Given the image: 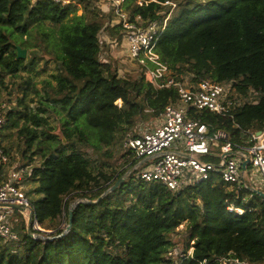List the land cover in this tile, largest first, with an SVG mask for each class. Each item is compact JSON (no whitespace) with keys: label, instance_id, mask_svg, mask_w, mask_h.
<instances>
[{"label":"trees","instance_id":"obj_1","mask_svg":"<svg viewBox=\"0 0 264 264\" xmlns=\"http://www.w3.org/2000/svg\"><path fill=\"white\" fill-rule=\"evenodd\" d=\"M127 1L131 15L157 16L159 6ZM77 3L83 5L80 15ZM104 18L107 4L96 0H0V84L6 75L19 76L27 62L36 63V57L16 58L14 34L26 49L46 39L56 63L35 107L25 103L27 84L17 102L21 109L6 111L4 136L15 138L7 151L14 143L21 165L31 167L39 227L57 221L48 238H33L24 224L18 242L0 238V264H161L169 262L171 237L181 224L183 252L193 247L182 264H215L216 257L264 264V197L225 184L218 173L179 192L137 177L133 168L140 160L123 141L175 101L177 92L155 88L143 70L137 78L119 76L100 59ZM45 24L48 31L40 36ZM156 51L175 77L232 79L239 95H259L236 107L232 118L204 110L199 117L211 129L237 144L246 143L245 132L264 129V0H179ZM77 200L64 232L60 225L68 223V208Z\"/></svg>","mask_w":264,"mask_h":264},{"label":"built area","instance_id":"obj_2","mask_svg":"<svg viewBox=\"0 0 264 264\" xmlns=\"http://www.w3.org/2000/svg\"><path fill=\"white\" fill-rule=\"evenodd\" d=\"M56 3H73L77 0H52ZM107 4L111 20L109 24L119 30L121 43L128 58L134 61L147 75L155 88L173 87L177 99L164 106L155 122L145 131L130 133L123 141V147L130 149L140 161L134 166L137 177L146 183H160L173 192L193 185L218 173L227 185L237 184L250 191V196L258 194L252 180H245L247 166L256 168L264 183V129L247 131L246 143H233L228 134L201 120L204 110L233 117L232 111L243 104L236 88V81H213L201 79L196 82L175 77L156 51L157 43L164 32L168 19L177 9L179 0H133L138 7L159 6L154 18L131 15L127 0H96ZM160 14V15H159ZM159 15V16H158ZM116 43V41H115ZM244 97L245 102H249ZM120 101V100H118ZM116 102L118 106L121 103ZM121 102V101H120ZM251 102V101H250ZM5 103H0V238L18 242L20 236L14 230L9 217L16 211L25 221L37 226L32 201L23 189L29 180V166L11 164V154L4 143L7 121ZM211 129V130H210ZM245 169L242 170V163ZM264 192V190H261ZM13 205L26 207L24 212ZM229 210L242 214L243 209L233 205ZM38 229V227H37ZM193 247L174 256L167 255L169 262L161 264H182L192 256ZM215 264H249L237 258L216 257ZM205 263V260L200 262Z\"/></svg>","mask_w":264,"mask_h":264},{"label":"rangeland","instance_id":"obj_3","mask_svg":"<svg viewBox=\"0 0 264 264\" xmlns=\"http://www.w3.org/2000/svg\"><path fill=\"white\" fill-rule=\"evenodd\" d=\"M78 9L76 13L80 15L83 12V5L81 3L76 4ZM111 20V17L109 16L108 19L104 18V28L101 31V53H100V59L104 61L110 62L113 67L116 69L117 74L119 76H125V77H132L137 78L141 74V68L138 66L137 63L134 61H131L128 58V55L125 51V46L123 43L117 41L119 30L115 27L112 28V36L109 33V28H107L108 21ZM48 31V25L45 24L41 28L38 29V33L40 36L43 35L44 32ZM38 35V37H40ZM25 36H23V39ZM21 37L18 34H14L11 36V41L14 43L15 46H20ZM116 41V43H115ZM35 47L33 49H26L21 47L22 49H25L26 56L24 59L28 61L29 59L36 57V63L35 66H30L28 62L26 63V69L19 72V76L12 77L9 75H6L3 80L4 83L0 84V103H5L7 106V110L9 109H21L20 106H18L17 102L21 97L23 96V91L27 84L30 85L31 89L28 90V96L25 99V103L29 104L32 107H35L37 105V101L39 99V94H43L44 92V80L48 79L49 75L53 72H55L56 63L53 59V54H48L47 50L51 51L49 43L44 40L43 38H38L35 41ZM28 58V59H27ZM48 58V59H47ZM172 72V71H171ZM184 78V81H191V75L189 74H182L180 75ZM179 76V77H180ZM180 77V78H181ZM145 79H147V75H145ZM38 91V94H34V91ZM258 98L259 95L253 94L248 96L246 99L247 101L255 100V98ZM241 102H245L244 97L241 98ZM118 103H121L118 101ZM6 110V111H7ZM155 118H152L145 123L139 124L135 130L134 133L138 134L142 131H145L147 128L151 127L153 123L155 122ZM55 124V122H53ZM5 133H6V129ZM14 131V130H11ZM10 132V130H9ZM15 139V138H14ZM8 137H4V143L6 147L9 148L11 141L14 140ZM14 142V141H13ZM11 154V164L13 165H19L21 166L22 161L20 159V155L17 151V149L14 146L10 148L9 150ZM87 153H91V149L87 148ZM93 157H96L93 155ZM29 169L31 170V167L29 166ZM245 180H249V178L252 180L254 185L257 188H260L264 190V183L262 180V176L258 172V170L251 165L247 166V171L245 173ZM35 187V184L31 183L29 180L25 181L23 183V189L26 192L28 198L32 201L39 197V195L34 194L31 189ZM71 205V204H70ZM9 220L13 223L15 231L18 233V235L21 237L22 231L24 229H21V226L24 224L26 225L27 229V221L22 217L21 213L15 212L9 217ZM56 222L52 223L53 225L46 224L44 227H39L37 224L36 227L32 225V236L33 238H48L50 235V232L53 229V226L57 225ZM60 225V224H59ZM60 226H64V228L67 227V224L62 223ZM38 227V229H37ZM185 224H181L177 227V230L175 233L172 234V241L174 246L170 247L168 252L171 256H174V258L183 252V247L186 244L185 240ZM192 243V241L190 242ZM167 254V255H169Z\"/></svg>","mask_w":264,"mask_h":264},{"label":"water","instance_id":"obj_4","mask_svg":"<svg viewBox=\"0 0 264 264\" xmlns=\"http://www.w3.org/2000/svg\"><path fill=\"white\" fill-rule=\"evenodd\" d=\"M26 56V51L25 49H22L20 46H16V58L18 59H24ZM257 134H259V131H257ZM245 167V162L242 163V170H244ZM124 177L119 178L112 186H110L104 193L103 195L107 194L108 192L114 190L122 181H123ZM261 197H264V192L259 191V190H255ZM79 203V200L75 201L74 203H72L70 205V207L68 208V223H67V227L65 228L64 232H67L72 224V211H73V207ZM13 208L20 210L22 212H24L26 210V207L24 206H20V205H13ZM27 233L28 235L32 236V222H31V216H29V220L27 222ZM33 237V236H32ZM40 238V237H39Z\"/></svg>","mask_w":264,"mask_h":264},{"label":"crops","instance_id":"obj_5","mask_svg":"<svg viewBox=\"0 0 264 264\" xmlns=\"http://www.w3.org/2000/svg\"><path fill=\"white\" fill-rule=\"evenodd\" d=\"M262 189H260L259 191H261Z\"/></svg>","mask_w":264,"mask_h":264}]
</instances>
